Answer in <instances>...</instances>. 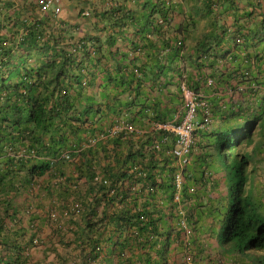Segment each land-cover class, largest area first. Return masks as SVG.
I'll return each mask as SVG.
<instances>
[{
	"label": "trees",
	"instance_id": "trees-1",
	"mask_svg": "<svg viewBox=\"0 0 264 264\" xmlns=\"http://www.w3.org/2000/svg\"><path fill=\"white\" fill-rule=\"evenodd\" d=\"M35 2L41 11L39 0ZM246 2L249 10L243 17L253 27L244 25L241 31L235 22L221 24L214 38L205 39H214L216 45L199 46L191 54L171 14L159 5L139 18L121 0H104L108 10L94 15L106 24L96 35H79L80 26L60 17L24 21L19 11L27 8L26 1L0 0V221H20L17 195L33 188L37 178L52 174L55 184L51 181L49 192L64 187L66 196L48 210L50 219L77 215L72 209L77 201L68 209L67 198L76 192L78 198L84 196L79 194L82 182L99 196L88 206L79 201L87 226H99L86 239L92 260L108 256L106 249L111 248L116 261L109 258L107 264H165L172 244L167 228L173 229L182 199L190 221L205 214L212 218L221 246L230 244V250L242 254L264 252V179L258 185L257 175L249 171L255 162L264 175V131L260 140L253 137L257 118L243 131L237 127L216 133L214 155L205 153L198 139L192 161L183 167L171 152L149 148L162 135L152 124L178 111L185 86L205 98L207 88L231 99L235 93L247 100L250 95L254 103L264 75V46L256 47L264 43V17L258 19L256 11L260 0ZM208 6L218 8L219 3L209 0ZM11 10L19 11L4 23ZM83 16L90 17V12ZM130 26L136 39L127 40L126 49L117 47ZM228 41L234 49L242 46L240 54L233 47L218 50ZM216 58L221 63L218 73H208ZM238 59L239 65L229 64ZM244 84L246 89H241ZM114 127L121 129L113 132ZM240 134L247 146L254 144L251 151H235ZM209 168L219 175L225 172L228 197L219 193L205 205L198 190L207 185ZM97 174L102 179L95 180ZM219 178L211 183L220 187ZM29 220L35 221L31 216ZM108 227L112 234L103 239ZM32 229L25 244L11 235L0 239V264H25V252L40 242L37 226ZM1 230L8 228L0 223ZM256 261L264 264V255Z\"/></svg>",
	"mask_w": 264,
	"mask_h": 264
},
{
	"label": "crops",
	"instance_id": "crops-1",
	"mask_svg": "<svg viewBox=\"0 0 264 264\" xmlns=\"http://www.w3.org/2000/svg\"><path fill=\"white\" fill-rule=\"evenodd\" d=\"M20 1H26L28 3L27 8L23 11L17 10L14 12L11 10L8 16L4 18V23L11 20L8 19L9 17L14 18L16 16L15 13L19 11L22 13L21 16L23 17V20L31 23L37 22L39 19L45 21V19H48V16L60 17L69 24L80 26L77 31L79 35H96L95 33L98 32L99 27L106 24L100 22L101 20L94 15L96 12L108 10L106 5L103 3L104 0H62L60 6L61 10L57 15H54L52 11H39V7L35 0H14V2L17 3ZM147 1L152 2V4ZM217 1L219 3L218 8L209 7V0H121V4H125L128 10L139 18L151 11L154 5H159L163 7L164 10L169 11L172 16V23L178 29L179 37H182L185 40L187 49L192 54L199 49V46L208 48L211 44V46L216 45H214V39L210 43L206 42L205 39L206 37L214 38V29L218 28L221 24L227 23L229 25H233L235 22L241 31H243L244 25L253 27V25L248 22L249 20L246 17H243V12L249 10V5L246 0ZM260 1L261 5L256 9L257 14L259 13L258 19L264 17V0ZM146 2L148 4L145 5ZM84 12H90V17H84ZM237 18L238 20H236ZM139 22L143 23L144 19L139 20ZM94 23H96V25ZM18 27L21 28V26ZM132 27L130 26L128 29L126 28L127 30L122 31V34L116 44L117 47L126 49L127 40L132 41L136 39V36L133 33L134 27ZM9 32L13 31L9 30ZM101 35L104 38L107 36L106 32H103ZM223 44L224 47L222 46ZM222 45L220 44L218 50H227L231 47L234 49V46L230 41L222 43ZM263 46L264 43H258L256 47L260 50ZM218 50L215 51L219 52ZM240 50H243L242 46L238 49H234L233 51L234 53L239 52L240 54ZM253 50L255 49L253 48ZM214 60L215 66L211 70H208V73L215 72L214 74H217L218 67H221L220 59L216 58ZM241 62L242 60L238 59L234 63L229 62V64L239 65ZM224 63H226L225 60ZM259 81L260 88L255 95V105L261 108L257 114H261V111L264 110V75L262 80L260 78ZM204 91L206 99L212 102L214 106L218 108V111L220 110L219 105L225 104V111L230 110L231 112V102L234 100L236 101L237 106L243 109L244 113L246 112L245 108L254 104L251 100L241 104L242 96L237 93L233 94V98L231 99L229 94H226V96L222 95V97L218 94H213L210 89L205 88L203 92ZM133 111L134 109H131L132 113ZM247 114H249L248 111ZM168 116H170V114H168ZM258 128L264 130L263 125H259ZM215 130L216 132L219 131L217 128ZM100 153L101 151L99 154ZM51 175L52 174H46L37 178L33 188L22 191L17 195L14 200V204L15 209L17 208L16 211L21 216L20 221L12 223L7 218L0 221L4 227L8 228V230L0 231V239L7 237V235H11V239L17 240L16 243L25 244L30 239L33 232L32 227L37 226L40 242L36 246H31L28 251L25 252V255H28L25 264H107L109 258H111V261H116L115 258H112L111 248L106 249V252L109 253V255L107 256L106 254V256L103 257L104 259H90V249L86 244V239H90L93 232L96 229H99V226L97 224L96 226H87V218L84 217L83 212H78L77 215L71 216L64 214L63 216L66 215V218L58 215V217L50 219L48 210L52 209L55 202L60 205L61 198L66 196L63 191L64 187H57V190L49 192V187H52L51 181L55 184V179L53 180ZM73 175L75 176V172ZM88 187V183L82 182V191L79 194H84V196L81 198L76 196L78 192L69 195L67 198L68 209L75 203V201H81L84 205L86 204L88 206L92 201H94V199H98L99 196L92 194L90 190L87 191ZM30 207H32V215L28 216V210ZM99 211L101 212L102 208H100ZM30 216L35 219V221L31 222L34 223L33 226L29 220ZM109 228L111 227H108L107 229ZM100 231L103 232L104 229L100 228ZM100 231L98 230V233H100ZM105 231L103 239L112 234L110 229ZM1 251L2 245L0 244V254L2 253ZM178 251L176 252V256L179 259L181 254ZM170 254L173 253L171 252Z\"/></svg>",
	"mask_w": 264,
	"mask_h": 264
},
{
	"label": "clouds",
	"instance_id": "clouds-1",
	"mask_svg": "<svg viewBox=\"0 0 264 264\" xmlns=\"http://www.w3.org/2000/svg\"><path fill=\"white\" fill-rule=\"evenodd\" d=\"M246 86H247L246 84L242 85L241 89H243L244 87H245L244 89H246ZM185 88L187 92L183 90V92L181 93L184 102L183 104L180 105L178 111L175 113H169L170 116H168V118L165 121L156 122V123L180 124L184 116L186 115V111H187L186 104L188 98L191 96L190 93L197 95L198 99L201 102H204L202 106L198 108L196 113L195 122L197 124V128L194 132L193 144L190 148V152L187 155L188 162L186 163V165L192 161L191 155L193 154V150L195 149L198 139L201 140L203 143L204 152L206 150L205 153L214 155L216 153L214 143L216 142L218 137L216 133L225 131L226 129L229 128L236 129L237 127L240 128V131L241 130L243 131V126L249 125L248 123L254 121L256 118L257 121L254 127L258 128V126L261 124V123L259 124V121L264 114V110L261 111V114L260 113L257 114V112L260 111L261 107H257L255 105L256 93L253 95L254 104L252 106L250 105L249 107L245 106L247 107L245 108L246 109L245 112L246 115H245L243 109L237 106L236 102H231L232 104L231 112L230 110L225 111L226 109L225 104H220L219 105L220 110L218 111V108L215 107L212 102L208 101L205 97H202L203 94H199L194 90L188 89L186 86ZM248 90L250 91L251 88H249ZM251 99L252 97L249 95V100ZM247 101L248 100L246 98L242 97L241 104ZM247 111L249 114H247ZM206 116H208L211 121L208 124L204 125L203 122ZM155 124L153 123L151 127L155 128L156 130H160L162 135L160 136L159 139H155L152 141L155 148H152L153 145L150 146L149 148L155 149L160 152L162 151L165 153H169V152L172 153V148L175 145L176 137L174 136L173 132L164 129H158V127L155 126ZM216 128L219 131L216 132L215 130ZM241 139H243V134H240V139L238 141V145L236 146L235 151L239 149V145L241 144L240 142ZM177 164L180 167H183V165H181L179 161H177ZM209 169L212 173H208L209 181L207 182V185L204 186L201 189V191L198 190L199 193H202L203 201L201 203L205 205L207 203L210 204L211 202L210 199L217 197L219 193L224 195V197H228L227 181L226 183L222 182V179H225L224 177L225 172L220 170V175H219V173L215 172L212 168ZM98 174L96 175L95 180H97L98 177L101 178V176ZM218 176H220L219 178V183L221 185L220 187H217L216 185H213V183H211L213 181V178H216ZM222 176L224 178H222ZM260 182L262 183V181ZM222 184H223V188H222ZM197 187L198 189H200L199 185H197ZM172 196H173L172 201L174 203L177 200L175 195V190L172 192ZM228 202L229 199L226 201L224 205L228 204ZM183 203L184 200L182 199L175 210L177 219L175 220L176 222L172 223L173 229L167 228V232L169 231L171 234L170 237L172 240V244L167 252L166 255L167 258L165 264H254L255 262H257L256 261L257 257L264 255V252L255 251V250H251L243 254L242 252H234L229 249L230 244L221 246V243L216 237L218 230L216 228H211L212 218L207 214H205L199 217V220L195 219L193 221H190L188 218L187 210L183 206ZM190 204L191 202L188 200L187 205ZM80 207L81 204L77 201L76 204L72 207V209L76 213H78L80 212L79 210ZM178 233H181L182 235L181 238L178 236ZM176 249H178L179 251ZM197 249H199L201 252L200 256L198 255L199 253L196 251ZM177 251L181 254L179 259L176 256ZM171 252L173 254H170Z\"/></svg>",
	"mask_w": 264,
	"mask_h": 264
},
{
	"label": "built area",
	"instance_id": "built-area-1",
	"mask_svg": "<svg viewBox=\"0 0 264 264\" xmlns=\"http://www.w3.org/2000/svg\"><path fill=\"white\" fill-rule=\"evenodd\" d=\"M61 1L62 0H39L40 9L42 12H48L52 10L54 15H57L61 10ZM83 14L89 15V12H84ZM210 82H212L210 80ZM184 91L187 92L184 87ZM191 96L187 101V111L184 116L182 122L180 124H172V123H156L155 126L158 129L168 130L173 132L176 137V142L174 147L172 148L173 157L179 161L181 165H186L188 162L187 155L190 152V148L194 141V132L197 128V124L195 122L197 110L204 102H201L198 99V96L190 93ZM210 118L208 116L205 117L203 124H208L210 122ZM121 127H114L113 132L120 130ZM158 147V146H157ZM152 148H155L153 145ZM181 175L177 176V180L180 183ZM177 198V197H176Z\"/></svg>",
	"mask_w": 264,
	"mask_h": 264
},
{
	"label": "rangeland",
	"instance_id": "rangeland-1",
	"mask_svg": "<svg viewBox=\"0 0 264 264\" xmlns=\"http://www.w3.org/2000/svg\"><path fill=\"white\" fill-rule=\"evenodd\" d=\"M254 112H255V111H254ZM260 123H261V124H260ZM259 124H260V125H263V127H264V114H263V116L260 118ZM263 131H264V130H263ZM260 132H261V129H259V128H256V129H255L254 134H253V137H254L255 141H258V140L261 139V138H260ZM263 138H264V136H263ZM240 142H241V144L239 145V149H238L237 151L242 152V151L245 150V152H246V151H251V150H252L254 144H252V145H250V146H247V145H246V141H243V139H241ZM250 170H252L251 173H255V174L257 175V178H258V179H256V183L259 185V183H261V182L258 181V180H260V179H264V175H263L262 172H261V166H259L258 163H257V165H256L255 162H252V164L249 166V171H250ZM222 178H224V177L222 176ZM222 178H221V179H222ZM222 182L226 183V180H225V179H222ZM222 188H223V184H222Z\"/></svg>",
	"mask_w": 264,
	"mask_h": 264
}]
</instances>
